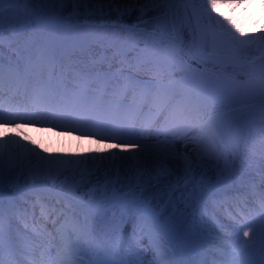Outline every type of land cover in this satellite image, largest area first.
I'll list each match as a JSON object with an SVG mask.
<instances>
[{
	"label": "snow or ice",
	"instance_id": "obj_1",
	"mask_svg": "<svg viewBox=\"0 0 264 264\" xmlns=\"http://www.w3.org/2000/svg\"><path fill=\"white\" fill-rule=\"evenodd\" d=\"M123 10L139 13L142 35H36L58 15L53 0H0V128L59 121L52 126L98 136L97 144L118 141L97 152L132 146L129 156L50 159L16 137L0 139V264H165V241L179 242L188 218L203 216L213 188L237 184L235 198L258 205L233 216L231 247L211 253L210 264H256L243 254L264 252V64L246 67L239 53L264 45V0H150ZM248 93L254 105L209 110ZM130 132L154 142L123 139ZM43 175L64 179L37 185Z\"/></svg>",
	"mask_w": 264,
	"mask_h": 264
},
{
	"label": "rangeland",
	"instance_id": "obj_2",
	"mask_svg": "<svg viewBox=\"0 0 264 264\" xmlns=\"http://www.w3.org/2000/svg\"><path fill=\"white\" fill-rule=\"evenodd\" d=\"M192 3L199 4L202 0H191ZM58 15H56L52 20L56 22H68L71 24L72 29L67 32L62 30L57 23L54 25L42 26L36 35L43 34H52L57 36H71V37H94V36H111L114 34L119 35H129L135 33L137 35H142L143 24L137 20V12L134 11L130 16L127 15V12L122 10L121 14L118 17L113 19H100V18H86L82 19L78 16H70L64 11H60L56 6ZM183 14V9H181V15ZM23 18V17H22ZM57 24V25H56ZM139 25V27H136ZM149 30H151L149 26ZM31 34V33H30ZM3 35L5 37V45L3 49V55L5 61L8 58V38L9 32L7 25H5ZM250 38H255V36H249ZM14 46V45H13ZM242 63L248 66L259 67L264 64V51L260 49H255V45L244 48L240 53ZM226 71H232L229 67ZM221 79H229V77L221 76ZM257 101V98L254 94L248 93L244 95L234 96L231 100L224 101L223 103L213 104L209 109L210 111L214 108L217 112L226 113L231 111L233 108H245L251 105H254ZM29 126V125H28ZM8 128L12 129L13 126ZM40 129L45 128L44 126ZM251 131L254 136L258 135L259 129L252 125ZM9 137H16L20 142L26 145L29 148H33L40 153L42 156H47L48 158H69V159H90L92 156H108L113 152H119L122 156L131 155L130 151H125V148H131V145H121L119 150L113 149L114 151L106 150L104 152H97L95 147H92L86 143L80 144L77 142H72L69 139L66 133L61 134H45L42 136H35L31 132H9L6 129L5 135L2 134L0 139H7ZM27 137V139H25ZM85 138V137H84ZM123 139H133V140H142V141H152L153 137L151 136H137L133 133H129ZM112 139H106L103 144H112ZM116 143V142H113ZM38 146V147H37ZM151 146V145H150ZM182 147V145H181ZM137 151V149H135ZM189 151H191V146H189ZM238 151H245L243 145L237 146ZM217 161L209 160V167L205 168L204 171L210 177L213 185L216 184L218 178V170L215 167ZM220 168H223V160L219 161ZM114 175V173H113ZM101 181L104 179L103 173L99 174ZM64 177L53 176L49 177L47 175L36 176L35 183L37 185L42 184H51L53 180L56 181L57 186ZM91 181L95 183L97 181L96 174L91 176ZM33 178H27V187H31ZM19 187L21 190L25 189V178L22 177L20 180ZM240 185L232 186H221L216 187V193H213L207 199V208L201 216V213L197 212L195 217H189L187 224L180 230L179 236L180 240L177 242L173 239L171 242L165 241V247L162 250V258L165 260V264H202L208 256L212 253L207 247L208 236L212 237L220 245H215L217 254L222 251L224 248L230 249V244L228 242V237L235 235L234 229L237 227L236 221L233 219V216L242 215L249 211L253 205H258V201L253 198H244L237 200L235 197L237 195L236 189ZM215 189V188H214ZM9 188L5 186L4 188V202L5 204L9 201ZM11 191L15 192L16 189ZM179 199V195L177 197ZM229 213V215L227 214ZM231 214V215H230ZM219 221V222H217ZM221 224H226L229 226L227 233L221 232L222 230L217 229L214 226H219ZM49 231H51V224L46 225ZM214 229H211V227ZM226 232V230H225ZM222 233L223 237H217L214 234ZM213 247V246H212ZM264 259V252L261 251L259 259L256 264H259V261ZM219 264V262H218Z\"/></svg>",
	"mask_w": 264,
	"mask_h": 264
},
{
	"label": "bare ground",
	"instance_id": "obj_3",
	"mask_svg": "<svg viewBox=\"0 0 264 264\" xmlns=\"http://www.w3.org/2000/svg\"><path fill=\"white\" fill-rule=\"evenodd\" d=\"M53 2L55 3V5L58 7V9L60 11H64L66 12L68 15L72 16V15H76L82 19H86V18H100V19H113L115 17H118L122 10H123V6L125 5H142V4H148L150 2V0H53ZM104 6V10L101 13L100 11V7ZM116 6H121L120 10L117 11ZM137 14L139 15V13L137 12ZM127 15L130 16L131 13L127 12ZM238 19H240V22L242 24V26H247V22L243 17H238ZM259 26H264V21L260 22ZM259 33H249V36H256ZM255 49H260L262 51H264V45H255ZM7 97V93H5V98ZM19 96H17L16 100H14V103H17V101H20ZM23 102V99L21 101V103ZM53 124H59V121H52L48 124H40V123H36V124H28L23 126L20 129H16L14 126L12 129L10 128H0V137L3 135H5L6 129L9 132H31L33 133V135L35 136H42V135H49V134H61V133H66L67 136L69 137L70 140H72V142H77L80 144L82 143H86L92 147H95V149L98 148H105L108 144H97L96 140L99 139L98 136H93V135H84L82 134L81 131H69V130H65V128L67 126H57V127H53ZM44 126L45 128L40 129L39 128ZM85 137V138H84ZM112 143L113 142H118L117 140H111ZM110 145V144H109ZM120 149V148H119ZM116 149V150H119ZM108 152L109 151H114L111 148L107 149ZM111 151V152H112ZM137 151H140V149H137ZM152 148L151 146H149V148L143 153L144 157H150L152 155ZM250 198V197H247ZM219 222V221H217ZM224 229L221 231L223 233H227V230L229 228V226H227L226 224H224ZM217 229H219V226H214ZM214 227L212 226L211 229H214ZM219 227V228H218ZM221 230V229H219ZM226 230V232H225ZM217 237H223L222 233H217L214 234ZM209 240L207 243V247L210 249V251L212 253H217L216 247L215 245H220V243H217L216 240H214L212 237L208 236ZM213 246V247H212ZM208 257L206 259H204L205 261H208L209 264L212 260V256L211 253L207 255Z\"/></svg>",
	"mask_w": 264,
	"mask_h": 264
},
{
	"label": "water",
	"instance_id": "obj_4",
	"mask_svg": "<svg viewBox=\"0 0 264 264\" xmlns=\"http://www.w3.org/2000/svg\"><path fill=\"white\" fill-rule=\"evenodd\" d=\"M259 252H260V249H259V247H257L255 250H253L250 253L245 251V253L243 255L247 259H250L252 261H256V259L258 258Z\"/></svg>",
	"mask_w": 264,
	"mask_h": 264
},
{
	"label": "trees",
	"instance_id": "obj_5",
	"mask_svg": "<svg viewBox=\"0 0 264 264\" xmlns=\"http://www.w3.org/2000/svg\"><path fill=\"white\" fill-rule=\"evenodd\" d=\"M257 125H258V120L255 121V123L253 124V126H257Z\"/></svg>",
	"mask_w": 264,
	"mask_h": 264
}]
</instances>
